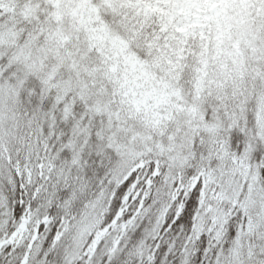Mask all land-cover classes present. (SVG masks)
Returning <instances> with one entry per match:
<instances>
[{"label": "snow or ice", "instance_id": "obj_1", "mask_svg": "<svg viewBox=\"0 0 264 264\" xmlns=\"http://www.w3.org/2000/svg\"><path fill=\"white\" fill-rule=\"evenodd\" d=\"M0 264H264V0H0Z\"/></svg>", "mask_w": 264, "mask_h": 264}]
</instances>
